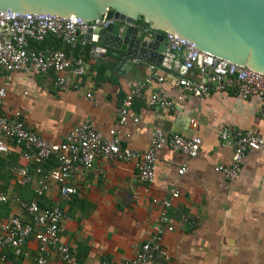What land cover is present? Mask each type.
<instances>
[{
	"label": "crops",
	"instance_id": "0c3cea01",
	"mask_svg": "<svg viewBox=\"0 0 264 264\" xmlns=\"http://www.w3.org/2000/svg\"><path fill=\"white\" fill-rule=\"evenodd\" d=\"M40 47L67 50L56 41H43ZM98 64L101 70L88 66L85 75L67 92L53 88L51 73H11L1 112L11 116L21 111L25 128L50 143H59L69 129L89 121L102 134L108 128L118 129L124 134L122 145L128 148L145 149L153 129L183 137L198 136L200 147L191 159L161 149L147 191L137 182L130 163L96 159L83 177L70 181L75 193L67 202L59 200L53 166L45 165L50 170L51 186L40 204L60 207L59 241L69 247L76 264H115L133 258L156 223L158 206L151 200L167 197L173 189L178 197L171 201L167 214L174 220V229L162 235L167 257H156L155 264H264V130L258 98H240L230 92L202 98L188 96L175 110L165 111L147 104L153 83L133 101L138 122L120 127L116 124L120 99L147 75L146 68L134 63L120 75L113 71L114 63L107 57ZM160 75L164 77L161 88L173 96V77ZM190 119L196 122L194 128ZM223 126L252 131L263 141L259 149L246 153L238 176L229 180L213 169L226 164L231 155V150L217 140L216 131ZM182 163L187 171L179 176L176 169ZM19 165L23 161L17 147L11 146L8 154L0 155V190L29 200L31 187L14 185L8 170ZM16 212L11 204L0 205V221ZM181 214L195 219L197 225L181 224ZM23 250V256L15 257L10 249L1 248L6 260L0 264H34V241L28 240ZM45 264L64 263L50 254Z\"/></svg>",
	"mask_w": 264,
	"mask_h": 264
},
{
	"label": "built area",
	"instance_id": "2783aa9c",
	"mask_svg": "<svg viewBox=\"0 0 264 264\" xmlns=\"http://www.w3.org/2000/svg\"><path fill=\"white\" fill-rule=\"evenodd\" d=\"M108 12L110 10L105 9L93 21H83L49 14L0 11V155L8 154L11 146L17 147L23 165L10 166L9 173L14 185L30 186L32 191V198L24 200L0 190V205L11 204L17 211L0 221V249H10L15 257H20L24 255L25 243L31 239L35 243L34 264H45L50 254L64 264H76L69 247L59 241L62 218L60 207L55 204H40L51 186L50 170L45 169V165L53 166V183L59 200L67 202L75 193L70 181L75 177H83L96 159L130 163L137 182L147 191L153 182L154 164L161 149L177 152L186 159L194 158L199 153L198 136L183 137L153 129L149 134L147 147L138 150L122 145L124 134L118 129L108 128L102 134L89 121L69 129L59 143H50L25 128L21 111H14L11 116L1 112L11 73L24 72L36 76L51 73L53 88L67 92L75 84L74 81L85 75L88 66L98 65V60L105 55L94 49L92 39L85 38V34L87 30L99 31L112 23L114 19L107 16ZM117 21L118 33L123 25H127L136 30V39H154L159 35L164 45L159 52L158 65L145 64L147 75L132 84L120 99L116 111L117 126L122 127L127 123L134 125L138 122V117L132 110L133 101L154 83L155 86L148 93L147 104L165 111L175 110L188 96L202 98L225 92L240 98L256 96L264 130V74L200 51L172 33L149 27L142 19L132 23ZM43 41H56L67 47V50L41 48ZM75 50H79L77 55L73 54ZM131 63L138 62L131 59ZM161 73L173 77V96H169L161 88L160 84L164 81ZM85 97L90 96L86 94ZM189 124L194 128L196 122L190 119ZM216 136L220 146L231 150L229 161L213 168L226 180L238 176L248 151L257 150L263 145L262 139L252 131L230 126L218 129ZM186 171L185 163L176 169L179 176ZM177 197L178 191L173 189L167 197L151 200L157 204L158 211L150 237L141 243L133 258L122 259L115 264H155L156 257H167L161 237L174 229V220L167 214V210L171 201ZM178 220L190 227L197 225L195 219L184 214ZM5 260V254L0 253V263Z\"/></svg>",
	"mask_w": 264,
	"mask_h": 264
},
{
	"label": "water",
	"instance_id": "95a60500",
	"mask_svg": "<svg viewBox=\"0 0 264 264\" xmlns=\"http://www.w3.org/2000/svg\"><path fill=\"white\" fill-rule=\"evenodd\" d=\"M105 9L114 21L105 29L87 30L85 38L114 63L115 73L124 74L131 59L158 65L164 48L159 35L138 40L127 25L118 33L117 20L142 19L200 51L264 74V0H0V11L83 21H93Z\"/></svg>",
	"mask_w": 264,
	"mask_h": 264
},
{
	"label": "trees",
	"instance_id": "16d2710c",
	"mask_svg": "<svg viewBox=\"0 0 264 264\" xmlns=\"http://www.w3.org/2000/svg\"><path fill=\"white\" fill-rule=\"evenodd\" d=\"M140 21H141V20H140ZM140 21H139V22H140ZM94 67H96L97 71H99V70L102 69V67L100 66V64H98V65H96V66H94Z\"/></svg>",
	"mask_w": 264,
	"mask_h": 264
}]
</instances>
